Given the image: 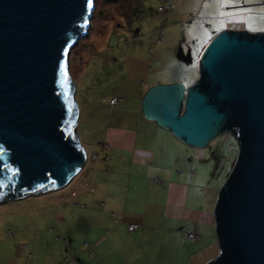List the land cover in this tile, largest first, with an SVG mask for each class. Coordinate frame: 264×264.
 <instances>
[{
    "label": "water",
    "instance_id": "obj_1",
    "mask_svg": "<svg viewBox=\"0 0 264 264\" xmlns=\"http://www.w3.org/2000/svg\"><path fill=\"white\" fill-rule=\"evenodd\" d=\"M95 2L0 0V201L62 191L88 164L69 56ZM198 65L195 86H157L143 110L193 149L237 138L215 212L221 255L209 264H264V33H220Z\"/></svg>",
    "mask_w": 264,
    "mask_h": 264
},
{
    "label": "crops",
    "instance_id": "obj_2",
    "mask_svg": "<svg viewBox=\"0 0 264 264\" xmlns=\"http://www.w3.org/2000/svg\"><path fill=\"white\" fill-rule=\"evenodd\" d=\"M175 3L169 0L159 7L160 19L167 26L152 30L149 45L164 50L165 58L176 57L178 65L188 68L185 72L191 71L184 75L190 82L182 76L167 83L152 75L151 82L141 86L137 106H131L128 98L114 96L119 100L116 106L108 100L106 124L100 122L101 104L93 103L86 89L81 93L78 135L86 151L93 153L88 156L95 159L89 160L92 170L79 176L84 174L71 194L61 197L63 204L69 206L71 201L76 209L65 221L71 208L60 204L65 214L61 224L73 227L71 231L81 241L72 246V258L64 264H209L221 255L215 212L229 176L221 175L226 161L219 158L222 146L215 144L234 140L237 163V138L229 132L206 149H193L148 120L143 101L157 86H195L201 79L197 70L201 56L220 33H264V0H205L200 10L181 6V14ZM166 7L170 8L161 11ZM184 14L188 15L183 29L174 27L172 21ZM158 33L162 38L156 39ZM198 34H205V44L195 56ZM152 56L159 71L163 59L157 60L156 53ZM217 182L222 183L218 190L214 188ZM55 194L48 195L59 193ZM130 225L137 229L130 232ZM190 235L195 239L188 240Z\"/></svg>",
    "mask_w": 264,
    "mask_h": 264
},
{
    "label": "rangeland",
    "instance_id": "obj_3",
    "mask_svg": "<svg viewBox=\"0 0 264 264\" xmlns=\"http://www.w3.org/2000/svg\"><path fill=\"white\" fill-rule=\"evenodd\" d=\"M106 1L96 0L89 35L79 40L69 56L70 76L75 83V98L79 107L78 131L81 121L79 102L85 89L90 93L93 103L97 106L101 104L99 110L103 115L100 122L106 124V106L114 96L128 98L131 106H137L140 89L145 82L149 83L157 77L162 82L171 83L191 72H185L188 68L178 65L176 57L165 58L162 56L164 50L160 52L149 45L152 30H162L167 26V22L160 19L162 13L159 7H165L169 0ZM177 1L175 4H178L180 14L181 6L184 10L188 8L196 11L202 7L201 3H205V0ZM185 15L188 14L172 21L174 27L183 29ZM160 38L162 36L158 33L156 39ZM204 44L205 34H198L194 44L198 45L195 56L198 48ZM154 53L157 60L163 59L159 71L153 62ZM190 67L193 70V65ZM197 70L199 72V65ZM229 142L222 140L215 144L223 148L219 158L226 161L221 169L224 178L230 177L234 171L238 152L235 141ZM87 154L93 155L92 151H87ZM91 167L92 162H89L73 184L55 192L59 193L58 196L45 194L47 196L0 201V264H64L72 258V246L81 245V241L71 231L73 227L66 225V222L61 224V219L65 215L63 209L71 208L65 215V221L76 209L71 201H68L69 206L63 204L61 197L70 195L84 174L81 178L79 176L84 171H91ZM221 184L217 182L214 188L218 190ZM60 204L64 205L63 209L59 208ZM40 205L43 206L41 209L38 208ZM57 212L60 214L56 218Z\"/></svg>",
    "mask_w": 264,
    "mask_h": 264
},
{
    "label": "built area",
    "instance_id": "obj_4",
    "mask_svg": "<svg viewBox=\"0 0 264 264\" xmlns=\"http://www.w3.org/2000/svg\"><path fill=\"white\" fill-rule=\"evenodd\" d=\"M169 8H170V7L162 8L161 11H163V10H167V9H169ZM118 102H119V100L116 99V98L109 100V103H110L112 106H116V105L118 104ZM90 159L94 160L95 157L90 158V157L87 155V162H88ZM136 229H137V226H136V225H130V226H129V231H130V232H133V231H135ZM194 239H195L194 235H190V236L188 237V240H194Z\"/></svg>",
    "mask_w": 264,
    "mask_h": 264
},
{
    "label": "snow or ice",
    "instance_id": "obj_5",
    "mask_svg": "<svg viewBox=\"0 0 264 264\" xmlns=\"http://www.w3.org/2000/svg\"><path fill=\"white\" fill-rule=\"evenodd\" d=\"M92 7V0H88V8L90 9Z\"/></svg>",
    "mask_w": 264,
    "mask_h": 264
},
{
    "label": "trees",
    "instance_id": "obj_6",
    "mask_svg": "<svg viewBox=\"0 0 264 264\" xmlns=\"http://www.w3.org/2000/svg\"><path fill=\"white\" fill-rule=\"evenodd\" d=\"M215 37H216V36H215ZM215 37H214V38H215ZM214 38H213V39H214ZM228 127H229V129L235 130V126H233V125H231V124H229ZM235 131H236V130H235Z\"/></svg>",
    "mask_w": 264,
    "mask_h": 264
},
{
    "label": "flooded vegetation",
    "instance_id": "obj_7",
    "mask_svg": "<svg viewBox=\"0 0 264 264\" xmlns=\"http://www.w3.org/2000/svg\"><path fill=\"white\" fill-rule=\"evenodd\" d=\"M109 2H112L113 0H108Z\"/></svg>",
    "mask_w": 264,
    "mask_h": 264
},
{
    "label": "bare ground",
    "instance_id": "obj_8",
    "mask_svg": "<svg viewBox=\"0 0 264 264\" xmlns=\"http://www.w3.org/2000/svg\"><path fill=\"white\" fill-rule=\"evenodd\" d=\"M92 25V24H91ZM91 29V28H90Z\"/></svg>",
    "mask_w": 264,
    "mask_h": 264
},
{
    "label": "clouds",
    "instance_id": "obj_9",
    "mask_svg": "<svg viewBox=\"0 0 264 264\" xmlns=\"http://www.w3.org/2000/svg\"><path fill=\"white\" fill-rule=\"evenodd\" d=\"M88 155V154H87Z\"/></svg>",
    "mask_w": 264,
    "mask_h": 264
}]
</instances>
